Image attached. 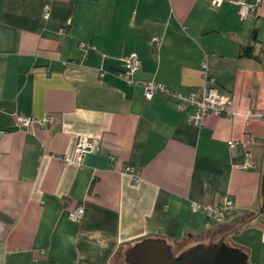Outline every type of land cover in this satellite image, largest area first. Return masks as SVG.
I'll list each match as a JSON object with an SVG mask.
<instances>
[{
	"label": "crops",
	"instance_id": "crops-1",
	"mask_svg": "<svg viewBox=\"0 0 264 264\" xmlns=\"http://www.w3.org/2000/svg\"><path fill=\"white\" fill-rule=\"evenodd\" d=\"M210 1L0 0V264H131L145 238L173 255L222 241L264 264V0ZM131 54L136 84L124 78ZM203 61L232 116L196 127L191 105L144 98L142 81L182 94L203 85ZM17 114L54 121L19 127ZM80 136L97 143L78 165ZM226 196L235 207L221 222L191 207Z\"/></svg>",
	"mask_w": 264,
	"mask_h": 264
},
{
	"label": "built area",
	"instance_id": "built-area-1",
	"mask_svg": "<svg viewBox=\"0 0 264 264\" xmlns=\"http://www.w3.org/2000/svg\"><path fill=\"white\" fill-rule=\"evenodd\" d=\"M212 5H218L219 0H211ZM239 13L241 15H247L252 12L254 6L252 4L246 3L244 1H239ZM41 16L43 19H48L49 17V7L44 5L42 8ZM149 43L155 47L158 43V38L153 37L149 40ZM126 68L124 70V78L129 84H136L133 78L134 73L139 69L140 62L136 55L131 54L126 58ZM201 71L204 76L205 82L203 85L191 88L187 93L182 94L179 92L171 91L164 84L153 81H142L140 85L143 89V96L146 99L151 98L154 93H161L166 97H176L178 98L177 108L183 109L184 104H189L192 106V110L189 114V122L196 127H201L205 118L208 114L215 115H225L232 116L234 114L233 98L228 94L219 93L215 87V78L208 74L209 66L206 61L201 62ZM54 121L52 115H46L43 118H36L31 115H21L17 114L15 116L14 122L19 127H26L31 124L44 125L51 124ZM97 139L93 136H80L74 146L73 160L78 164H82V158L93 152L96 146ZM229 147L233 148L237 144V140L229 139L227 141ZM253 165L250 154L247 152L245 154V160L239 167L249 168ZM126 171L131 174L133 180L137 182L139 177L134 174V169L132 166H127ZM191 207L194 210H203L207 213L209 219L213 222H221L228 215L234 211V203L230 197H224L219 203H208L201 204L193 202ZM84 209L82 206H77L69 211V217L73 220L79 219L83 216Z\"/></svg>",
	"mask_w": 264,
	"mask_h": 264
},
{
	"label": "water",
	"instance_id": "water-1",
	"mask_svg": "<svg viewBox=\"0 0 264 264\" xmlns=\"http://www.w3.org/2000/svg\"><path fill=\"white\" fill-rule=\"evenodd\" d=\"M261 204L259 214L264 213V166L260 177ZM131 264H248L247 255L240 248L224 242L211 245L196 244L178 255H173L166 241L161 238H145L126 253Z\"/></svg>",
	"mask_w": 264,
	"mask_h": 264
},
{
	"label": "trees",
	"instance_id": "trees-1",
	"mask_svg": "<svg viewBox=\"0 0 264 264\" xmlns=\"http://www.w3.org/2000/svg\"><path fill=\"white\" fill-rule=\"evenodd\" d=\"M254 31L255 30L253 29L252 32L254 33ZM243 53H245L247 55H253V46L252 45L244 46Z\"/></svg>",
	"mask_w": 264,
	"mask_h": 264
},
{
	"label": "rangeland",
	"instance_id": "rangeland-1",
	"mask_svg": "<svg viewBox=\"0 0 264 264\" xmlns=\"http://www.w3.org/2000/svg\"><path fill=\"white\" fill-rule=\"evenodd\" d=\"M228 217V216H227ZM238 230H239V228H238ZM248 233H244L243 235H242V237L243 238H245L246 237V239H248L249 237H251V235H249V237H248V235H247ZM256 234V233H255ZM254 247H259L258 245H256V246H254ZM258 249H260V247L258 248Z\"/></svg>",
	"mask_w": 264,
	"mask_h": 264
},
{
	"label": "flooded vegetation",
	"instance_id": "flooded-vegetation-1",
	"mask_svg": "<svg viewBox=\"0 0 264 264\" xmlns=\"http://www.w3.org/2000/svg\"><path fill=\"white\" fill-rule=\"evenodd\" d=\"M262 214H264V213H262Z\"/></svg>",
	"mask_w": 264,
	"mask_h": 264
}]
</instances>
